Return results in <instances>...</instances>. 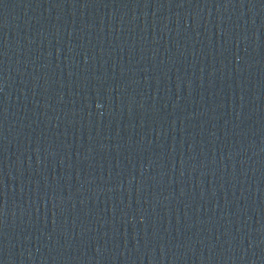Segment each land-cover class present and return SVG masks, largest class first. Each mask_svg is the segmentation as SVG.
<instances>
[{"label":"water","instance_id":"obj_1","mask_svg":"<svg viewBox=\"0 0 264 264\" xmlns=\"http://www.w3.org/2000/svg\"><path fill=\"white\" fill-rule=\"evenodd\" d=\"M0 264H264V0H0Z\"/></svg>","mask_w":264,"mask_h":264}]
</instances>
